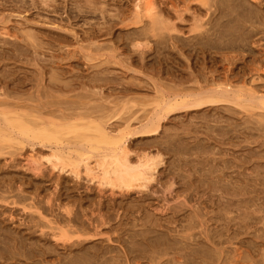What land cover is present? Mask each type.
I'll use <instances>...</instances> for the list:
<instances>
[{
	"label": "rangeland",
	"instance_id": "rangeland-1",
	"mask_svg": "<svg viewBox=\"0 0 264 264\" xmlns=\"http://www.w3.org/2000/svg\"><path fill=\"white\" fill-rule=\"evenodd\" d=\"M136 1L137 0H0V30L2 31V28H8L6 30L12 31L11 33L14 35V36L12 35V37L6 36L5 38L4 35L1 36L0 34V52H1L0 53V100L3 96L2 99H4L3 101H5L6 99V102L7 100L8 102H11V101L18 102V103L21 101L22 103L25 102L23 104L20 103V106L16 109H19V110H22L24 112H28L34 115L35 114L41 115L45 119H54L60 122L69 121L71 120L72 116L81 117L86 120L87 119H95V120L101 119L102 120L103 119L102 117L107 114L106 118L111 117L109 122L111 121L110 124L112 125V127H115L117 131L118 129H123L127 125V123L132 125V128L138 127V125H140L139 123H141L140 121L144 120V115L146 118L152 114V111L154 113V110L157 108V103H160L161 101L167 99L166 97L178 96L180 98V97L187 96V95L190 96V95L199 93L200 91L208 90L210 87H215L217 83L218 84L222 82L225 83L227 77L229 78V81L231 82L233 90H236L238 93H240V96H242V98L243 96H245V93H247L246 90L248 91V89L253 90V92H255L256 94L264 93V0H262L263 1L262 6L259 1H258V4L256 3L257 0L255 2L257 5L260 4L259 8L261 7L263 8V11H262L263 13L260 14V17L258 15L257 16L258 18L255 16L251 20L250 18H248V16H246L249 20L248 19H244V20L242 19L243 21L233 20L232 21L233 23L231 24L229 23V21L231 20L230 19L231 16H226L224 17L225 19L224 25H226L225 27L224 25H220V23L222 24L224 20L219 14L220 10L222 9L224 10V5L222 4L223 3L222 0L220 1L221 4L219 0H215V1L205 0L206 2H203L204 0H152L153 4L156 7V8L154 7V10H156L155 16L157 17V19L155 18L154 19L155 21L158 20V23H156L157 22L156 21L155 22L156 24L154 26H153L154 20L152 19L151 21V19L149 20V18L148 19L143 18V21L141 22V24L139 23V24L134 25L132 23V20L134 18V13H135L134 5ZM244 1H245L244 3L243 1H240V2L242 4L246 3L245 5H243V7L244 6L247 7L248 11L251 10L252 4H254V6L256 5L254 3L255 0L247 1L249 3L251 2L252 4L251 3L247 4L246 0ZM216 2L219 4L218 5L219 7L215 4ZM257 5L256 7H258ZM248 7L250 8L248 9ZM242 9L244 10L245 8H242ZM219 16L221 17V19L219 18ZM107 18L111 19V22L109 24L106 23L107 21H109V19ZM112 18H115V19H112ZM104 19H106L107 21H105ZM226 19H230V20L227 21ZM115 20H118V21L116 22ZM226 21L228 22L229 26H227L228 24L226 23ZM104 22L106 25L104 24V27H103L102 25ZM209 22L212 24H209ZM218 22L220 23L217 24ZM127 23H129L131 26ZM142 23L145 25L143 26ZM239 23L241 24L239 25ZM210 25H212V27ZM218 25H220V27H218ZM142 27L143 28L145 27L144 30ZM214 27L215 29L220 28L219 31L215 30ZM223 27L226 29V32L224 31L225 33L222 31L224 29ZM236 28H237V32H236ZM245 28L247 29L246 33L244 32ZM101 29L103 31H101ZM198 34H200L201 36H199ZM223 34L224 35L226 34V36L223 37ZM228 34H230L231 36ZM237 34L238 36L241 34L239 36L240 38L237 37L239 39L236 38ZM206 36L208 38H206ZM241 37H244L245 39L243 40V38ZM4 38L6 39V41H4ZM231 40L234 42H232ZM136 43H139V44H136ZM146 43L148 46L146 45ZM137 45H139V47ZM6 50L9 52H6ZM145 50H149V51H146V53H144ZM228 57H230V59H228ZM253 59L254 60L256 59L255 62ZM4 75L6 77H4ZM56 85H57V88H56ZM4 89L5 91H3ZM3 92H7V93L9 92V94L3 93ZM6 94L8 96H6ZM16 95H18L17 96L18 98L20 95L21 98L18 99ZM38 99H39V102H37ZM45 102L48 104H46ZM50 102H54V103H50ZM243 103L245 104L244 100H242V104ZM24 104L25 105L27 104L28 107L27 105L24 106ZM249 104H252V101H249ZM31 105L35 108L31 107ZM45 105L48 106L49 108L45 107ZM5 107L7 106H4V104L0 105V110L5 109ZM204 110L203 109L192 110L189 113H185V111L175 112L169 115L163 121L164 129L162 128L161 129L162 131L159 133L161 136L159 134L155 135L157 137L159 136L158 138H161L159 139V144L157 141L158 140L157 137H156L157 138L156 140L154 136L143 138L142 135L137 134V135H134L130 139L129 141L130 146L132 149L135 148L136 151H142L144 149V150H151V151L153 150V152L156 153L159 150L160 153L165 155L163 156H164V159H166L164 160L166 161L165 162L166 164L164 163L165 165L162 166L161 168L162 170H160L162 171L161 174H163L162 175L163 177L159 175L161 177H159L158 179L160 178L163 179L165 176H166L165 180L169 179L168 177L171 175L169 174L168 169H171V171H173L172 169L176 166L178 168L177 169L175 167L176 171L174 170L175 173H177L176 176L179 175L178 177L182 178V179L178 178L177 180L179 182L183 181V185H184V183L186 182V178H189V180L187 179V182H186L187 184L185 183L186 185H188L192 181L190 180L189 176L192 177V176L199 174L197 177L200 178L201 171H202V175H201L200 180L202 178L204 179L205 176H207V178L205 177L206 180L208 179L214 180V178H218L216 176H222V177L226 176L227 177V175H229L228 173H230L229 168L232 165H235L236 168L233 166L231 167V170L232 169L236 170L234 171L235 173L237 172L239 173V171L241 170L240 171L241 174L237 173V175H235V173L232 172L234 173L235 176L231 173L228 176L231 180H229L228 178L226 179V177L225 178L223 177V179H226L228 182H230L228 184L231 186V188H232L233 183L237 180V177L240 179V176L238 175L242 176L241 179H243L244 176L246 179L247 177L252 179L250 180L248 178L247 181H245V178H244V180H242L243 183L239 180L236 181V183L241 182L242 184V190L244 189L245 191V192L243 191L242 194L245 195L246 191H248L247 187L252 189V191L251 189H249V192L251 191L250 193L247 192L245 196L241 194L237 196V198L239 199L241 198L240 200H242V203L244 202L241 205L244 207V209L245 208L249 209V210L245 209L248 213H250L252 210L251 212L252 216H254L255 218L251 217V219L253 220L252 221L249 217H247V216H250V214H248L246 211H245L246 213L242 211L243 207L239 209L240 211L236 210V213L240 212V214H236L235 211L233 212V214L236 215L235 218L236 217H237L236 219L239 218L238 219L239 221L242 220L243 222L244 219L246 218V221H244L243 223L240 221L241 222L240 225L242 224L241 225L242 228L248 227L246 228L247 231L245 228L244 230L240 228L241 230L239 229L238 230L239 232L235 233L237 236H234V232H233L234 231L233 229H235L234 227H236L237 229V227L240 226L238 221H236L237 223L234 222L235 219L233 218L231 221L233 223L230 224V229H228V226L226 225L225 220H223V223L221 220L219 223L225 226L226 229L223 226H221V224H220L221 228L220 226H217V225L216 226L218 230H221L224 228L222 231L224 233H222L221 235L223 237H220L219 235L220 240L223 238L221 240V242L222 241L223 242L221 243L219 241V237L217 236L214 239V242L212 243L211 240H208L205 238L204 234L201 232L202 231L201 227L195 228L193 232L197 236V239L200 240L199 238L201 237V243L207 244L208 247L211 245L210 248H214L213 251L209 248V251L211 250L212 252V253L210 252L212 255L211 258L209 259L207 258V260L204 262H201L202 259L197 258V261L195 262L196 264L198 262L199 264L200 263L201 264L202 263L203 264H206V263L207 264H219V262L220 264H229L230 262L231 264H234V263L239 264L238 261L240 260L242 261V259L244 258L243 260L245 261V264L250 263L251 261H252L251 262L252 264L256 260L258 262V263L255 262L256 264H264V254H263L264 253V244H263V241H264V225H263L264 221L263 219L264 217H262L264 216V109H261L255 106L254 107L248 106V108H243L231 102H222L221 104H219L218 108H211V109H204ZM45 111H48L49 114L46 113ZM120 111H123V112L121 113ZM178 113L180 114V116ZM220 127L223 129L225 128L223 130L224 133L220 129ZM164 132L169 135L162 136L165 134ZM182 132L185 134H183ZM186 132H190V133L186 134ZM174 133H176V136ZM178 134L179 135L182 134V135L178 137ZM172 136H175L177 138L174 137L175 139H173ZM182 136L184 138H182ZM189 137H192V138H189ZM150 138L151 139L153 138L152 139L153 142H156V141L157 142L153 144ZM170 138H172L173 143L175 141H178V142H175L176 144L174 143L175 145L173 146ZM179 138H182L183 142ZM147 139H149V142H145V141H148ZM165 139L166 140L170 139V141H165ZM161 140H164L163 144H165L166 146L171 143L170 147L169 145L167 146V148L165 145H164L165 148L160 147L161 145L163 146V144L160 143L162 142ZM186 140H187V143H186ZM191 140L194 142H192ZM200 140H204V143L203 141L199 142ZM209 140H210L211 145L208 142ZM184 141L186 144L184 143ZM188 141H190L192 148L188 146L189 145ZM195 142H198V143H195ZM37 143L39 142H35L33 145H30V143H28L25 146V145H18V144L12 145L6 141V142L1 143L2 146L0 145V147L3 150V151L2 150L0 151V212H1L0 214L2 215V216L0 215V221H3V224L6 226H10L11 228L21 230L27 236L30 231L35 232L36 235L32 234V236L30 237L31 238L30 240L38 241L39 244L47 243L45 244L47 246L49 243L53 242L52 244H54L55 247L60 246L59 247L60 249L56 248L57 251L59 250L60 253L62 252L63 254H65V252L63 251L67 252V250H65V247H63L64 249L62 250V246H64L65 244L69 245L71 244L70 241L73 242L74 240H70L68 241V243H65L63 245L62 240L59 241V240H56L55 238L52 239L53 237L52 232L53 231H56L57 233L59 232L58 224L60 223H61L60 226L62 227L63 225V228L65 229H69V227L71 228L73 227L74 229H79L78 226H80L82 223L79 225L76 222L72 223V224H75L76 226L72 225L69 222L67 223L68 218L66 217V214L63 212L64 209L62 210V208L68 207L69 209H73L74 211H77L78 214L82 215L80 216L79 220H82V222L85 221L84 223H87V225L90 222V220L87 218L89 211L95 210L97 214L93 211L91 212L95 213L96 216L98 215L96 217V219L98 220L100 218L99 214L101 215L102 212L103 213L106 212L105 214L112 215L111 220H113L114 222L111 221L110 224L109 223L105 224V225H108V226L104 225L105 228L108 227L106 229L101 225L102 226L100 227L101 231L102 233H105V234L101 233V235H99L100 239H99V236L92 237V238L88 237V240L89 239L96 240L95 241L97 242L96 244H93L90 240L89 241L87 240L88 242H86V244L88 245L90 242L88 246L92 245L91 247H95V248L97 245H98L97 248H99V247H102V245H106V244L107 245L116 244L114 246L115 249L113 250L114 253L112 252V254L115 255L116 253L115 251L117 250L119 252H122V250L123 252H125L124 245L122 244L123 245L122 247L121 243L117 241L116 239H114L116 236L115 235L116 232H114L115 230L110 228L109 225H112L113 223V225L115 226L116 223L118 222L117 220L119 219L120 220L122 219L124 223L129 218L131 219L128 220V225H130L131 223L133 224L134 222L132 220V217H134L133 215L135 214V216H139L140 213L135 212L133 215H131L132 217L131 216L127 217L123 213L124 212L123 209L121 210V207H119V205L116 204L117 202H119L120 195L118 194L119 195L118 196L116 194V197L114 196L116 199L118 197L117 199L118 201L111 199L110 197L111 193H109L110 190L108 188H105V189L103 188L105 190V194H104L103 193L104 190L101 191L99 188L96 189V187H98L97 184L95 183L92 184V182H89L87 180V177L84 174H82V177H80L82 178L80 179L81 180L80 181L79 178H76L74 175L70 174L69 172L67 173L66 171L65 172L59 171L58 169L53 170L49 166L50 164H48L44 158V156H46L47 153L48 154L50 153L51 149L49 148L48 145L44 146L41 143L39 144ZM144 143L145 144L147 143V146L148 145L150 146V143H151V146L155 145L154 146L155 148H153V146L152 147L150 146L149 148V146L147 147L146 145H143ZM179 143H182L183 147L185 148L187 147L186 150L184 148L185 152L183 150V147L181 148L182 145L180 144L179 146ZM194 143L195 145H193ZM196 144L197 145L200 144L198 145V147L200 148H198ZM204 144L205 145L207 144L206 145L207 147ZM140 145H143L144 147ZM157 145H159V148H162V149H159V148L156 149V147H158ZM193 146L194 147L196 146L198 149L195 148V151H194ZM203 146H204V149L206 148L205 149L206 151L202 149ZM213 146L214 148H211ZM171 147H173L172 150H171ZM175 148H178L179 149L178 153H181V154L176 153L177 149L175 151L174 150ZM188 148H190V150ZM208 148H211L209 150H211L212 153H209L210 151L208 150ZM200 149L202 151V155L200 153ZM223 149L225 150V152L227 150V153L224 152L225 154H223V151H224ZM168 150H171V151L168 152ZM192 150L195 153H192L193 152ZM196 151L197 152L199 151L198 153L202 157L200 158V160L203 161L202 163L196 162L200 157ZM170 152L173 155L172 154L169 155ZM189 152L191 153L189 154ZM229 152L231 154H229ZM43 154H46V155H43ZM186 154L190 155L191 157L187 156ZM196 154L197 156H195ZM212 154H216V155H212ZM179 155L181 156L184 155V156L189 157L188 158L189 161L193 158L194 160L192 159L190 162L191 164H194V166L197 165L196 166L197 168L199 166V168L196 169L198 170V173L195 170L196 167H194L193 165H189L190 163L186 159L187 157H183L180 160V158H178ZM203 155H205L207 158L211 156L209 157L210 160L208 159L209 160L208 161L207 158H205V156ZM212 156L213 157L217 156L218 158L215 157L216 158L215 159V158H212ZM233 156L237 158V161L233 159L234 158ZM171 157L172 158L174 157L173 159L175 161L177 160L179 162L181 161V163L177 161L178 162L177 164L176 162L175 164H173L174 161ZM225 157L227 158L225 159ZM184 158L185 160H183ZM31 159L32 160L34 159V160L32 161ZM214 159H215V162H214ZM227 159H230V160L232 159V160L228 162ZM216 160L217 161L219 160L220 164H218L219 161L217 162ZM221 160L222 162L223 161L224 162L222 163ZM238 160H239V163L242 164L241 166L239 165ZM183 161L184 162L187 161V162L183 163ZM225 162L229 163L230 165L228 166L227 163L226 165H224ZM203 163L207 165L212 164L213 166L210 165L207 167V165H205L206 167H204ZM216 163L218 164V167H220L222 164L221 166V168L223 167L222 170H220L221 168L217 169ZM183 164H187V165H183ZM200 165L201 166L203 165L202 166L203 168ZM181 166L182 167L188 166V168L189 167L190 168L188 169L186 167L185 170L187 169V171H185L184 167L182 168ZM211 166L213 169L215 168L214 170L217 169V171H220L221 175L218 174V172H215L214 170L212 171ZM165 167L167 169H165ZM209 167L211 168V170L209 169ZM224 167L227 169L224 170L225 169ZM179 169L180 171H177ZM192 169L194 170L192 171ZM203 169L205 170V172ZM223 170L225 171V173ZM209 171L210 172L212 171V172L208 173ZM180 172H182L183 174H181ZM181 175H184V177H182ZM212 175H214V177H212ZM195 177H192V178L194 179ZM253 177L255 181H253ZM183 178H185L184 179L185 181L183 180ZM75 180H78V181H75ZM165 180H162L161 182L164 183L166 182ZM197 180L195 179V182L193 180V183H192L193 186H194V183L198 182ZM226 180H223L221 182H223L224 184L225 182H227ZM233 180L235 181L232 182ZM244 181L247 182L246 185L244 184L245 183ZM161 182L158 181L157 184L159 183L161 185ZM231 182H232V185H231ZM198 183L195 184V187L197 188L195 189L194 187L195 192L193 191V189H190L188 191V192H191V194L195 195L192 197V200L190 198L189 200L190 202L188 201V199H185V198H184L185 200L180 199V198L177 200L175 199V197H173L174 199L173 200L172 196H170L169 192H167L168 189L166 188L167 187L166 184L164 185L162 184L161 185L162 188L164 187L167 190L166 191L163 188L165 190V193H167L166 196L168 195L170 197V198H165L166 196H165L164 190L158 187L159 184L156 185L155 183V185L158 187L157 189L158 190L160 189L159 191H157L158 194L159 193L161 194L158 195L157 193H153V196L156 194L158 196L157 198L155 196L153 198L155 201L156 200L158 201L157 202L158 204H156V202L153 200L154 202L152 201L153 205L151 207L152 210L150 208L149 210L152 213L155 207L158 206L156 207V209L159 208L157 209L158 214H159V212L163 208L170 207V205L171 207H173L172 205L175 206L176 204L183 205L185 201V203L188 206L192 204L191 208L190 207L188 208L187 206L188 212H189V209L191 212L193 210L192 209L193 206L195 207L199 205V203L197 202L199 198H196V199L194 198V197H199V196L201 199V200L199 199V202L201 205L203 204L204 206L205 204L203 202H205V200L204 198H201V196L202 197L205 196V199L207 197V200H208L210 197V196L208 197V195L212 194L213 192L215 193V191L210 190V186H208L206 182H204V184H201V186H199L200 183L199 184ZM79 184H81V186ZM252 184L255 186H253ZM203 185L208 186L206 190H204L205 186L203 187ZM243 185L245 186L250 185L251 187L249 186L244 187ZM86 186L88 188L89 186L91 187L93 186L95 188L92 187V189L89 188L90 189L89 190L87 189ZM193 186L191 188H193ZM198 186L201 188H198ZM231 188L229 189L230 191H231ZM95 189L97 190V192ZM98 189L100 193L98 192ZM200 189H202V191ZM196 190L197 192L201 191L202 193L201 192L200 193L202 195L200 193L197 195ZM206 191L207 193L203 194ZM220 191L222 192L224 190H219V192L218 191L217 192L220 194L221 193ZM60 192L61 193L63 192V193L61 194ZM64 192H67L65 193L66 195L64 194ZM85 192L88 194H86ZM217 192L215 193V196H213L214 199L215 197L216 199L220 198L218 197L219 194H217ZM83 194H85L87 198L85 197V195L82 197L81 195ZM161 195L163 198L161 197L159 199ZM222 195L225 196L226 195L225 192L220 194V196ZM22 196L26 197V199L23 198ZM60 196H61V199H60ZM105 196L107 197L105 198ZM134 196H136V194L135 195L133 194L132 198ZM227 196L229 199L234 198L233 202L237 201L236 195L234 196L227 195ZM227 196L225 197V199H227ZM17 197H20V200L18 198L17 200L18 203L16 204L13 201L17 199ZM88 197H90V199H88ZM99 197L101 200L99 199ZM132 198L128 199V201H130ZM242 198H244V200L248 199V201L252 200L250 202H252L253 205L252 203H249L247 201L249 203L248 204L249 206H248L247 202L244 201ZM108 199L109 201H107ZM121 199H122V196H121ZM193 199L194 201L195 200L197 201L194 203ZM39 200L42 202H39ZM86 200H89V201H86ZM98 200L100 201L98 202ZM163 200L165 201L167 200V201L164 202ZM179 200L180 202L177 203ZM101 201L104 203L110 202L107 204L105 203V205H107V208H109V210L106 209L107 211H105L106 206H104V203L102 205ZM111 202H113L112 206H110ZM167 202L170 205H168ZM23 203H25L27 207H29L30 205H33L34 210H31V212L32 211L34 212L36 210L35 211L36 214L34 215V213H31L29 211L30 209H33V208H25ZM53 203H54V206L51 205ZM36 204H38L39 206ZM47 204H49V206ZM94 204L96 206L98 205L99 207L98 210ZM166 204L168 206L165 207ZM186 204L184 205L186 206ZM208 204L210 205L207 208L208 209L211 208L210 210L211 211L213 210V213L215 212L214 214H216V211H218L219 209L216 206L211 205V203H208ZM246 205L248 207H246ZM40 206L42 207V209ZM51 206H53V208ZM116 206L118 207L116 208ZM213 206L214 208L215 207L216 208L214 209ZM45 207L47 209H45ZM78 207H79L80 213L78 211ZM7 208L11 212L8 211ZM12 208H14L15 210ZM85 208L88 210H86ZM111 209H114V211H112L113 214L112 212L110 213L108 212V211H111ZM156 209L153 211V213L156 212L157 214ZM187 209L185 210V212L187 211ZM260 209H263V210H260ZM6 210L9 212V214ZM12 210L15 211L13 212L14 216L12 214H11L12 216L10 215V213H12ZM49 210L51 211L53 210V211L51 212ZM57 210L58 211L62 210L61 212L63 213L61 214L59 213L60 214L59 215L57 213ZM81 210H83V212ZM3 211L4 213H2ZM40 211L43 214L38 215L40 214ZM241 211L244 212V216L246 214L247 215L244 217L242 214L243 217L241 218L240 216L242 213ZM54 212H56L57 214L56 213L54 214ZM119 212L123 214L120 213L119 215ZM146 212L149 213V211H146ZM5 213H7V215ZM136 213H138L139 215H137ZM3 214H5L6 216H4ZM53 214L57 218H59V216L60 217L62 216L61 219H64V221H61V219L59 218L60 222H58L59 220L55 218ZM62 214H65L64 215L65 218H63ZM84 214H87V215H84ZM95 214L93 215V218H95ZM90 215L91 213L89 212V216ZM9 216H10V220H9ZM256 216H260L263 222L261 221L260 217H257L258 218L257 219ZM11 217H14L12 218L14 220H11ZM84 217H86L87 219ZM54 218L56 220H54ZM34 220L36 222L40 221L39 225ZM255 220L257 221L255 222ZM25 221L27 223H30V225L26 226L27 223H25ZM32 221L34 222L32 223ZM248 221L252 224H250ZM43 222L45 224V228H44ZM142 222L143 221H141L140 223ZM246 222L249 224L246 225L247 224ZM19 223H24L23 225H25L26 227H29V226H32V227L29 230L28 228H25V226ZM40 223H42V225H40ZM66 223L69 226H67ZM51 224L52 226L54 225L53 226L54 228L51 226ZM257 224L259 225L256 226ZM47 225L48 227L52 229L48 228ZM41 226L46 231L48 230L47 232H45L47 233L46 235L48 237L46 235H43L42 231H41L42 234H40V229L42 228ZM212 226L214 227H210V229L214 232L216 229V226L215 225H212ZM136 227H140V225H136L134 229H136ZM255 227L256 229L254 230ZM34 228L36 230L39 229V231L34 230ZM248 230L250 231L249 234H248ZM243 232L247 234H244ZM110 233H113V234L115 233L114 234L115 236L112 239V241L108 240L107 238L108 236H110ZM227 233L228 235L226 236ZM171 234H174V235L177 234L179 236L178 232L177 233L171 232ZM229 234H232L233 236ZM239 234H242V236H240ZM244 235L246 237H243ZM254 235H255V238L253 237ZM34 236H37L39 240L36 239L37 237H34ZM43 236L44 238L46 237L47 239H44ZM224 236L226 237V239L224 238ZM233 237H236L237 239L236 238L233 239ZM41 238L44 240L42 241ZM229 238L232 241L229 240ZM251 238H254V239L260 238L257 240L258 241L260 240V243L261 242L262 243L261 244L256 243L258 242L257 240H255V242L253 243L254 240L252 239V241H250ZM242 239L243 241H245L244 244H242L243 243ZM5 240H6L5 242H8L7 240H9V242L6 244H4L5 242L4 243L1 242L0 244L2 247V254L0 251V262H1L0 264L2 263L4 264V262L7 263L8 260L9 262L7 264H9L10 261H12V259H10L11 257L10 254H12L13 252L18 253L20 250V249L18 250L19 246L18 247L16 246V242H15L16 239L6 238ZM216 240L219 242L216 243L217 242ZM225 240H229L227 242L228 244L224 242ZM246 241L248 243L250 241L253 244L252 243L248 244ZM10 242L12 243L10 245L14 247V249L13 247H11L13 252H9L8 249L9 250L11 249L10 247H8V249L5 251V253L7 254L5 256V253L3 251L5 249H3V247L6 245L9 246ZM98 243L100 244V246ZM220 243L222 246H220ZM239 243H241L242 245ZM236 244L238 247L241 246L240 253H243V251L241 252L242 247L244 250L246 249H249V250L244 251L245 255H242V257L244 256L242 259H240L241 257H239V260L238 258L235 259L238 261L231 259L232 261L229 260L230 261L229 262L228 259L233 255L231 254V252H233L232 249L234 247H237ZM258 246L262 250L259 249ZM1 247H0V250H1ZM91 247H89L90 250H91ZM120 247L122 250L120 249ZM223 247L225 249H223ZM254 248H257V250ZM225 250L226 251L228 250V251L225 252ZM250 250L252 253L249 252ZM217 252H219L220 254H218ZM228 252L230 254V257L228 255ZM214 253H215L214 256H216L217 254L216 256L217 258L216 257L213 258V259L216 258L215 262L214 260H212ZM224 253H227L228 257H226V254ZM233 253L234 255L237 254L235 253V251ZM246 253L249 255L247 256ZM120 255H124V253ZM218 255H219V258H218ZM1 256L3 258H1ZM245 256L247 257L246 260H245L246 258ZM4 257H6V259ZM53 257L49 256L47 260L49 259L48 261L50 260L52 261ZM168 257L171 258L172 254H170V256L169 255L166 256L165 258L167 259ZM248 257L251 259L248 260ZM19 258H21L20 260L21 263H23V261L30 263V261L33 260V258H29L27 260L26 258H23V257H19ZM4 259L7 261H4ZM198 259H200L201 261H199ZM14 260L17 262H15ZM18 262L19 260H16L15 258H13V262L11 263L19 264L20 262L19 263ZM144 264H147V263H144Z\"/></svg>",
	"mask_w": 264,
	"mask_h": 264
},
{
	"label": "bare ground",
	"instance_id": "bare-ground-1",
	"mask_svg": "<svg viewBox=\"0 0 264 264\" xmlns=\"http://www.w3.org/2000/svg\"><path fill=\"white\" fill-rule=\"evenodd\" d=\"M215 1V0H214ZM221 0H219V2H220ZM223 1V5H224V10L222 9V10H220L219 12V14L221 15V17L224 19V17H226V16H231V20L230 19H226L227 21H229V23H233L232 21L233 20H235V21H241L242 19L244 20V19H248V18H250L251 20H252V18L253 17H257L258 15H259V17H260V14H262L263 12V8L261 7L262 6V4H263V1L262 0H257V2H256V0L254 1V3L256 2L257 4H258V1L260 2V4H261V8H259V5H257L256 3V5L258 6V7H256V5L254 6V4H252L251 2V4H252V7H251V10H247V7H243V5H245V4H242L240 1H243V3L245 2L244 0H222ZM248 0H246V2H247ZM203 2H206L205 0L203 1ZM262 2V3H261ZM249 2H247V4H248ZM249 3V4H250ZM35 4V3H34ZM217 6L219 5L217 2L215 3ZM215 4H214V6H215ZM220 4H221V2H220ZM222 6V5H221ZM247 6H249V5H247ZM154 7H155V5L153 4V1L152 0H137L136 2H135V5H134V18H133V20H132V23L134 24V25H136V24H141V22L143 21V18H149V20L151 19V21H152V19L154 20V23L153 22H151V23H153V26L156 24V23H158V20H156L155 21V19H157V17L155 16V13H156V10H154ZM219 7V6H218ZM223 7V6H222ZM156 8V7H155ZM242 8H245L244 10L242 9ZM250 7H248V9H249ZM216 9H217V7H216ZM215 9V10H216ZM242 10V11H241ZM155 11V12H154ZM213 12H215V11H213ZM212 12V13H213ZM123 14V13H122ZM244 14V15H243ZM120 16V15H119ZM218 16V15H217ZM246 16H248V18L246 17ZM121 17V16H120ZM119 17V18H120ZM221 17L219 16V18L221 19ZM119 18H117V19H119ZM155 18V19H154ZM219 18H218V20H219ZM258 18V17H257ZM107 19H109V21H107L106 19H104L105 21H107L106 23H110L111 22V19L110 18H107ZM112 19H115V18H112ZM242 20V21H243ZM249 20V19H248ZM247 20V21H248ZM250 20V21H251ZM116 22L118 21V20H115ZM226 21V23L228 24V22ZM249 21V22H250ZM144 22H145V20H144ZM150 22V21H149ZM156 22V23H155ZM222 22V21H221ZM224 22H225V19L223 20V23L221 24L220 22H218L217 24H219L220 23V25H224ZM115 23V22H114ZM114 23H113V25H114ZM131 23V24H132ZM148 23V22H147ZM242 23H244V22H242ZM247 23V22H246ZM104 24H105V22L103 23V27H104ZM107 24V25H108ZM112 24V23H111ZM127 24H129V23H127ZM132 24V25H133ZM143 24V23H142ZM145 24H146V22H145ZM145 24H143V26L145 25ZM209 24H212V23H210L209 22ZM215 24V23H214ZM241 23H239V25H240ZM106 25V24H105ZM130 25V24H129ZM148 25V24H147ZM147 25H146V27H147ZM152 25V24H151ZM220 25H218V27H220ZM111 26V25H110ZM131 26V25H130ZM211 27H212V25H210ZM215 26V25H214ZM217 26V25H216ZM226 25H224V27H225ZM227 26H229V24L227 25ZM222 27V26H221ZM223 27V28H224ZM91 28V27H90ZM89 28V29H90ZM143 28V27H142ZM141 28V29H142ZM145 28V27H144ZM144 28H143V30H144ZM227 28V27H226ZM3 29H4V31H3ZM6 29H8V28H2V31L0 30V34H1V36L2 35H4L5 36V38H6V36L8 37V36H11L12 37V31H7ZM103 29V28H102ZM101 29V31H103ZM104 29H106V28H104ZM108 29V28H107ZM147 29V28H146ZM214 29H215V27H214ZM219 29L220 28H216L215 30H218L219 31ZM234 29V28H233ZM97 30V29H96ZM100 30V29H99ZM222 30V29H221ZM246 28H245V33H246ZM142 31V30H141ZM223 32L225 31L226 32V29L224 28L223 30H222ZM233 31V30H232ZM243 31V30H242ZM89 32V31H88ZM91 32H92V30H91ZM143 32V31H142ZM222 32V33H223ZM224 32V33H225ZM228 32V31H227ZM236 32H237V28H236ZM244 32H242V33H244ZM90 33V32H89ZM97 33V32H96ZM221 33V34H222ZM232 33V32H231ZM230 33V34H231ZM235 33V32H234ZM241 33V34H242ZM93 34H95V33H93ZM143 34V33H142ZM212 34V33H211ZM211 34H209V35H211ZM230 34H228V35H230ZM240 34V35H241ZM199 36H201L200 34H198ZM213 35V34H212ZM215 35V34H214ZM239 35V36H240ZM3 36V37H4ZM14 36V35H13ZM98 36V35H97ZM195 36V35H194ZM218 36V35H217ZM220 36V35H219ZM224 36H226V34L224 35L223 34V37ZM231 36V35H230ZM232 36H233V34H232ZM238 36V34H237V36H236V38L237 37H239ZM93 37V36H92ZM4 38V41H6V39ZM193 38V37H192ZM195 38V37H194ZM206 38H208L207 36H206ZM217 38V37H216ZM219 38V37H218ZM240 38V37H239ZM239 38H237V39H239ZM241 38H243V40L245 39L244 37H241ZM197 39V38H196ZM221 39V38H220ZM235 39V38H234ZM222 40H223V38H222ZM242 40V39H241ZM242 40V41H243ZM229 41H230V39H229ZM232 41V40H231ZM232 42H234V41H232ZM206 43H207V41H206ZM136 44H139V43H136ZM135 44V45H136ZM146 45H147V43H146ZM138 47H139V45H137ZM143 46V45H142ZM148 46V45H147ZM136 47V46H135ZM141 47V46H140ZM145 47V46H144ZM143 47V48H144ZM147 48V47H146ZM15 49H16V47H15ZM146 51H149V50H145V52L144 53H146ZM6 52H9V51H7L6 50ZM1 53V52H0ZM5 54V53H4ZM234 58V57H233ZM228 59H230V57H228ZM254 60V59H253ZM256 60V59H255ZM255 60H254V62H255ZM258 60V59H257ZM232 63V62H231ZM230 63V64H231ZM253 66V65H252ZM255 67V66H254ZM253 67V68H254ZM256 68V67H255ZM232 69V68H231ZM234 70V69H233ZM257 70V69H256ZM228 71H230V70H228ZM2 75V74H1ZM3 76V75H2ZM228 76V75H227ZM4 77H6L5 75H4ZM226 79V78H225ZM215 83V82H214ZM223 83V82H222ZM217 83V85L215 86V87H210L208 90H205V91H200L199 93H196V94H193V95H190V96H183V97H178V96H173V97H166L167 99H165V100H163V101H161L160 103H157V108L154 110V113H153V111H152V114L150 115V116H148V117H146L145 118V115H144V120L143 121H140L141 123H139L140 125H138V127H135V128H132V125H130L129 123H127V125L123 128V129H118L117 131H116V129H115V127H112V125L110 124V122H109V120L111 119V117H109V118H106L107 117V114L106 115H104L102 118V120L101 119H98V120H95V119H83V118H81V117H76V116H72L71 117V120H69V121H65V122H60V121H57V120H54V119H45L43 116H41V115H34V114H31V113H28V112H24V111H22V110H19V109H16V108H18L19 106H20V103H22V101L21 102H8V100H7V102H6V99H5V101H3L4 99H2L3 98V94L1 95L2 96V98H1V102H0V105H2V104H4V106H7V107H5V109H3V110H0V145L2 146V142H8V143H10V144H18V145H25L26 146V144H28V143H30V145H33L35 142H39V143H41L42 145H48L49 146V148L51 149V151H50V153L48 154L47 153V155L46 154H43V155H46V156H44V158H45V160L47 161V163L48 164H50L49 166L54 170V169H58L59 171H66L67 173L69 172L70 174H72V175H74L76 178H79V180L80 179H82V178H80V177H82V174H84L86 177H87V180L89 181V182H92V184L93 183H95V184H97V186L98 187H96V189L97 188H99L101 191H103L105 188H108L109 190H110V192L109 193H111V199H113V200H117L118 199V197H117V199L115 198L116 197V194L118 195H120V197H119V202H115L116 204H118L119 205V207H121V210L123 209V213L127 216V217H130L131 215H133L135 212H139L140 213V215L138 214V213H136L137 215H139V216H135V214L133 215L134 217H132V220L134 221L133 222V224L131 223H129L130 225H128V220L129 219H131V218H129L126 222H124L123 223V220L121 219H119V220H117L118 219V217H117V223H116V225L114 226L113 225V223H112V225H109L110 226V228H112V229H114L115 231L114 232H116V236L113 234V233H110V236H108L107 237V235H106V237L108 238V240H110V241H112V239L114 238V236H115V238L114 239H116L117 241H119L120 243H121V245L123 244L124 245V248H125V252H123V250L121 249V247H120V249L122 250V252H119L118 250L117 251H115L116 253H115V255L114 254H112V252H113V250L115 249V245L116 244H114V245H111L110 243V245H102V247H99V248H97V246H96V248L95 247H91L92 245H90V246H88L89 244H90V242H89V244L87 245L86 244V242H88L89 240H88V237H90V238H92V237H96V236H99V235H101V233H102V231H101V228L100 227H104V225L105 224H110V222L111 221H113V220H111V214H105V213H103L102 211V213H101V215L99 214V216H100V218H99V220L98 219H96V217L98 216H96V214H97V212H95V210L93 211V210H91V211H93V212H95V213H93V212H91V211H89L90 213H91V215L89 216V212H88V215L87 214H84V215H87L86 217L90 220V222H89V224L87 225V223H84V222H82V220H79L80 219V216H82L81 214H78V212L77 211H74L73 209H69L68 207V209L65 207V208H62V210H63V212L66 214V217L68 218V221H67V223L69 222V223H78V225L79 224H81L80 226H78V228L79 229H74L73 227L71 228V227H69V229H65V228H63V225H62V227L60 226V224H58V229H59V232L57 233L56 231H53L52 232V235H53V237H52V239H56V240H62L63 241V245L65 244V243H68V241H70V240H74L73 242L72 241H70V243L71 244H69V245H64V246H62V250L64 249L63 247H65V250H67V252L66 251H63V252H65V254H63L62 252L60 253V251L58 252L57 251V249L60 247H55L54 246V244H52L53 242H51V243H49L48 244V246L47 245H45V244H47V243H40L39 244V242L38 241H34V240H30L31 238V236H32V234L34 235L35 234V232H33V231H30L29 233H28V236L24 233V232H22L21 230H18V229H14V228H11L10 226H6V225H4L3 224V221H0V244H1V242L2 243H4L6 240V238L7 239H16L15 240V242H16V246L18 247L19 246V248H18V250H19V252L18 253H14L13 252V250L11 249V247H13V246H11L10 244H12L11 242L9 243V246H4L3 247V249H5V250H3L4 251V253H5V251L8 249V247H10V249L11 250H9L8 249V251L9 252H13L12 254H10L11 255V257H10V259H12V261H10V263L11 262H13V258H15L16 260H19V262H20V260H21V258H19V257H23V258H26V260L27 259H29V258H33V260L32 261H30V263L29 262H25V261H23V263H19V264H144V263H147V264H196V262L195 261H197V258H200V259H202V261L200 260V259H198L199 261H201V262H204V261H206L207 260V258L209 259V258H211V250L213 251V249L214 248H210L211 247V245L208 247L207 246V244H203V243H201V237L199 238L200 240H198L197 239V236L194 234V232H193V230L195 229V228H197V227H201V232L204 234V236H205V238L206 239H208V240H211L212 241V243L214 242V239L218 236L219 237V235H220V237H223V236H221L222 235V233H224V232H222L223 231V229L225 228V226H223L221 223H219L221 220H222V223H223V220H225V223H226V225L228 226V229H230V224H232L233 222H231L232 221V219L234 218L235 219V221L234 222H236V221H238V223H239V225H240V223L242 222V220H238V219H236L235 218V216L236 215H234L233 214V212L235 211V213H236V210H239L240 208H242L243 206L241 205V204H243L242 203V200H240L239 198H237V196H239V195H241L242 193H243V191H244V189L242 190V184H241V182H242V180H244V178H245V176H244V178L243 179H241V175H238V176H240V179L237 177V180L236 181H241V182H237L236 183V181L235 180H233L232 182H234V183H236V184H234L233 183V185H232V182H231V185H232V188H231V186L228 184V183H230V182H228L226 179L228 178L229 180H231L228 176L232 173V172H234V171H236V170H234V169H232L231 170V167H235V165H232L229 169L231 170H229V172L230 173H228L229 175H227V177H226V179H223V177L222 176H216V177H218V178H214V180L213 179H208V180H206V178H207V176H205L204 177V179L202 178L201 180H200V178H201V175H202V171H201V174H200V178H198L197 176L199 175H195V176H192V177H195L194 179L191 177V176H189L188 174V176L190 177V180H192L188 185H186L187 183V179L189 180V178H186V184L184 183V185H183V181L182 182H179L177 179L178 178H181V177H178V176H176L177 175V173H175V171H176V168L174 167L172 170L173 171H171V169H168L169 171V174L171 175V176H169L168 178L169 179H167V180H165L166 178V176L162 179V178H160V179H158L159 177H161L163 174H161V172L162 171H160V170H162L161 168H162V166H164L166 163V161H164V160H166V159H164V154H162V153H160L159 152V150H158V152H153V150L151 151V150H142V151H136L135 150V148H131V146H130V139L134 136V135H137V134H140V135H142V137L144 138V137H157V136H155V135H157V134H159L162 130V128H163V121L169 116V115H171V114H173V113H175V112H178V111H185V113H189L190 111H192V110H199V109H211V108H218L219 107V104H221L222 102H231V103H233V104H235V105H238V106H240V107H243V108H248V106H250V107H259V108H261V109H264V93H261V94H256L255 92H253V90H251V89H248V91L246 90V92L247 93H245V96H243V98H242V96H240V93H238L236 90H233V87H232V85H231V82L229 81V78L227 77V79H226V82L225 83ZM216 84V83H215ZM56 88H57V85H56ZM7 89V88H6ZM204 90V89H203ZM3 91H5V89L3 90ZM6 91H8V90H6ZM11 91V90H10ZM238 91H240V90H238ZM13 92V91H12ZM11 92V93H12ZM57 92V91H56ZM3 93H7V92H3ZM14 93V92H13ZM7 94H9V92L7 93ZM6 94V96H8ZM15 94H16V92H15ZM11 95V94H10ZM54 95V94H53ZM5 96V95H4ZM18 95H16V97H17ZM12 97V96H11ZM13 97H15V96H13ZM9 98V97H8ZM18 98V97H17ZM19 98H21L20 97V95H19ZM18 98V99H19ZM35 98V97H34ZM38 98V97H37ZM18 99H17V101H18ZM242 100H244L245 101V104L243 103L242 104ZM249 101H252V104H249ZM4 102H6V103H4ZM37 102H39V99H38V101ZM247 102V103H246ZM23 103H25V102H23ZM22 103V104H23ZM46 103V102H45ZM50 103H54V102H50ZM49 103V104H50ZM28 104V103H27ZM26 104V105H27ZM40 104V103H39ZM44 104V103H43ZM46 104H48V103H46ZM253 104H254V106H253ZM25 104H24V106H26ZM51 105H53V104H51ZM50 106V105H49ZM21 107H23V106H21ZM27 107H28V105H27ZM31 107H33L32 105H31ZM45 107H48V106H46L45 105ZM222 107V106H221ZM33 108H35V107H33ZM49 108V107H48ZM223 108V107H222ZM221 108V109H222ZM220 109V108H219ZM53 111V110H52ZM205 111V110H204ZM204 111H202V112H204ZM215 111V110H214ZM46 113H48L49 114V112L48 111H45ZM121 113L123 112V111H120ZM52 113V112H51ZM192 113V112H191ZM179 114V113H178ZM207 114V113H206ZM206 114H205V116H206ZM71 115V114H70ZM63 116V115H62ZM179 116H180V114H179ZM203 116H204V114H203ZM119 117V116H118ZM171 118V117H170ZM206 118V117H205ZM62 119V118H61ZM109 123V124H108ZM109 125V126H108ZM121 126V125H120ZM164 129V128H163ZM220 129L223 131L224 129L223 128H221L220 127ZM212 130V129H211ZM230 130V129H229ZM175 132V131H174ZM165 133V132H164ZM183 133V132H182ZM187 133H190V132H186V134ZM223 133H224V131H223ZM226 133V132H225ZM162 134V133H161ZM173 134V133H172ZM175 134V136H176V133H174ZM183 134H185V133H183ZM160 135V134H159ZM165 135H169V134H167V133H165L164 135H162V136H165ZM182 135V134H181ZM181 135H179L178 134V137L179 136H181ZM206 135H208V134H206ZM161 136V135H160ZM175 136H172L173 137V139H175V138H177V137H175ZM184 136V135H183ZM182 136V138H184ZM210 136V135H209ZM141 137V136H140ZM159 137V136H158ZM157 137V138H158ZM169 137H171V136H169ZM169 137H167V138H169ZM175 137V138H174ZM196 137V136H195ZM157 138H156V140H157ZM163 138V137H162ZM165 138V137H164ZM182 138H179V139H181V141H182ZM189 138H192V137H189ZM197 138H198V136H197ZM196 138V139H197ZM224 138V137H223ZM151 139V138H150ZM153 139V138H152ZM151 139V140H152ZM159 139H161V138H158V144H159ZM171 139V141H172V145L174 146L176 143L175 142H178V141H175L174 143H173V140H172V138H170ZM170 139L169 140H166L165 139V141H170ZM187 139V138H186ZM196 139H195V141H196ZM222 139V138H221ZM148 141H145V142H149V139H147ZM151 140H150V142H151ZM177 140V139H176ZM184 140V139H183ZM188 140H190V139H188ZM199 140V139H198ZM217 140V139H216ZM138 141V140H137ZM155 141V140H154ZM156 141V142H157ZM162 142H160V143H162L163 144V141L164 140H161ZM192 141V140H191ZM201 141H203V143H204V140H200L199 142H201ZM142 142V141H141ZM156 142H153V140H152V143L153 144H155ZM183 142V141H182ZM192 142H194V141H192ZM207 142V141H206ZM209 143H210V140L208 141ZM207 142V143H208ZM39 143H37V144H39ZM139 143V142H138ZM170 143V142H169ZM184 143H185V141H184ZM186 143H187V140H186ZM185 143V144H186ZM188 143H189V145L188 146H190L191 147V144H190V141H188ZM195 143H198V142H195ZM195 143L193 144V145H195ZM40 144V145H41ZM135 144V143H134ZM149 144V143H148ZM171 144V143H170ZM170 144H168L169 145V147H170ZM180 144L182 145V143H179V146H180ZM184 144V145H185ZM201 144V143H200ZM200 144H198V145H200ZM41 145V146H42ZM136 145V144H135ZM143 145H146L147 146V143L145 144H143ZM143 145H140V146H142V147H144ZM164 145L165 144H163V146L161 145L160 147H164ZM167 145V146H168ZM197 145V144H196ZM198 145H197V147H198ZM203 145V144H202ZM205 145V144H204ZM207 145V144H206ZM205 145V146H206ZM210 145H211V143H210ZM145 146V147H146ZM149 146V145H148ZM147 146V147H148ZM150 146H151V143H150ZM150 146H149V148H150ZM153 146V148H155L154 146L155 145H152ZM151 146V147H152ZM158 147H156V149H158L159 148V145H157ZM166 146V145H165ZM167 146H166V148H167ZM187 146V145H186ZM209 146V145H208ZM32 147V146H31ZM132 147H134V146H132ZM146 147V148H147ZM168 147V148H169ZM183 147V145L181 146V148ZM194 147V146H193ZM196 146L194 147V151H195V148H197ZM202 147V146H201ZM207 147V146H206ZM34 148V147H33ZM32 148V149H33ZM139 148V147H138ZM165 148V147H164ZM164 148H163V150H164ZM180 148V149H181ZM184 148L185 147H183V150H184ZM187 148V147H186ZM186 148H185V150H186ZM192 148V147H191ZM198 148H200V147H198ZM197 148V149H198ZM211 148H214V146L213 147H211ZM211 148H208V150L209 149H211ZM35 149V148H34ZM159 149H162V148H159ZM173 149V147H171V150ZM176 149H177V151H176ZM189 150H190V148H188ZM203 150H205L204 149V146H203V148H202ZM2 150V148L0 147V151ZM141 150V149H140ZM163 150H162V152H163ZM171 150H168V152L169 151H171ZM175 151H176V153H178L179 151V149L178 148H175L174 149ZM182 150V151H183ZM185 150H184V152H185ZM188 150V151H189ZM221 150V149H220ZM224 150V149H223ZM3 151V150H2ZM34 151V150H33ZM161 151V150H160ZM166 151V150H165ZM164 151V152H165ZM175 151H174V153H175ZM193 151V150H192ZM192 152V153H195V152ZM206 151V150H205ZM205 151H203V152H205ZM210 151V152H209ZM208 152L209 153H212L211 152V150H209ZM167 152V153H168ZM187 152V151H186ZM197 152V151H196ZM199 152V151H198ZM197 152V154H199ZM214 152V151H213ZM220 152V151H219ZM225 152V150L223 151V154H225V153H227V150H226V152ZM191 152H189V154H190ZM200 153H201V155H202V151H201V149H200ZM215 153V152H214ZM39 154V153H38ZM42 154V153H41ZM172 153L170 152V154L169 155H171ZM178 154H181V153H178ZM188 154V153H187ZM186 154V155H187ZM197 154L195 155V156H197ZM205 154V153H204ZM229 154H231L230 152H229ZM164 155V156H163ZM173 155V154H172ZM192 155V154H191ZM201 155L199 154V161L197 160L196 161V159H197V157H196V159H195V161L196 162H203V161H201L200 160V158H202L201 157ZM212 155H216V154H212ZM227 155V154H226ZM225 155V156H226ZM178 156V155H177ZM181 155H179V157L178 158H180V160L183 158V157H187V156H190V155H187V156H181ZM203 156H205V155H203ZM208 156V155H207ZM176 157V156H175ZM191 157V156H190ZM209 157H211V156H209ZM207 158L206 156H205V158H207V160L209 159L210 160V158ZM216 158H218L217 156H215ZM215 157H213L212 156V158H215ZM234 157V156H233ZM31 158V157H30ZM166 158V157H165ZM172 158V157H171ZM174 158V157H173ZM172 158V159H173ZM188 158L189 157H187L186 159L188 160ZM215 158V159H216ZM227 157H225V159H226ZM171 159V160H172ZM176 159V158H175ZM193 159V158H192ZM191 159V160H192ZM204 159V158H203ZM202 159V160H203ZM215 159H214V162H215ZM233 159H235L236 161H237V158H233ZM30 160V159H29ZM32 160V159H31ZM34 160V159H33ZM32 160V161H33ZM170 160V161H171ZM177 160V159H176ZM183 160H185V158L183 159ZM190 160V161H191ZM194 160V159H193ZM208 160V161H209ZM219 160H220V158H219ZM218 160V161H219ZM224 160V159H223ZM228 160V162L229 161H231L230 159H227ZM242 160V159H241ZM31 161V162H32ZM169 161V162H170ZM173 161H174V163L173 164H175V162H176V164L179 162L178 160V162L177 161H175L174 159H173ZM189 161V160H188ZM189 161V165H193L194 166V164H191V162ZM205 161V160H204ZM211 161H213V160H211ZM217 161V160H216ZM217 161V162H218ZM225 161V160H224ZM223 161V162H224ZM236 161H235V163H236ZM187 162V161H186ZM186 162H184L183 161V163H186ZM221 162H222V160H221ZM222 162V163H223ZM241 162V161H240ZM165 163V164H164ZM179 163H181V161L179 162ZM193 163V162H192ZM206 163V162H205ZM209 163V162H208ZM212 163V162H211ZM226 163L227 162H225V164L224 165H226ZM233 163V162H232ZM234 163V164H235ZM238 163H239V160H238ZM237 163V164H238ZM169 164V163H168ZM172 164V165H173ZM197 164V163H196ZM204 164V163H203ZM213 164V163H212ZM212 164H204V167H206L205 165H207V167L208 166H210V165H212ZM218 164H220V161H219V163ZM218 164L216 163V165H217V169H219V168H221V166H222V164H221V166L220 167H218ZM228 164V166L230 165L229 163H227ZM236 164V165H237ZM183 165H187V164H183ZM214 165V164H213ZM212 165V166H213ZM215 165V166H216ZM223 165V166H224ZM239 165L241 166L242 164H240L239 163ZM167 166H169V165H167ZM166 166V167H167ZM171 166V165H170ZM177 166H179V165H177ZM192 166V167H193ZM197 166V165H196ZM196 166H194V167H196ZM201 166V165H200ZM203 166V165H202ZM201 166V167H202ZM212 166H211V168H212ZM238 166V165H237ZM239 166V167H240ZM165 167V169H167ZM182 167V166H181ZM180 167V168H181ZM184 167V166H183ZM182 167V168H183ZM188 168V166H185L184 167V170H185V168ZM193 167V168H194ZM227 167V166H226ZM170 168V167H169ZM190 168V167H189ZM188 168V169H189ZM198 168H199V166H198ZM197 167L195 168V170L196 169H198ZM203 168V167H202ZM211 168L209 167V169L211 170ZM223 168V167H222ZM222 168L220 169V170H222ZM225 168V167H224ZM236 168V167H235ZM242 168V167H241ZM178 169V168H177ZM205 169V168H204ZM203 169V170H204ZM208 169V168H207ZM208 169V170H209ZM215 169V168H214ZM213 168H212V171L214 170ZM217 169L216 170H214L215 172H218V174H220V171H217ZM227 168H225L224 170H226ZM175 170V171H174ZM194 169H192V171H193ZM201 170V169H200ZM200 170H199V172H200ZM223 170V171H224ZM177 171H180V169L179 170H177ZM185 171H187V169L185 170ZM211 171V172H212ZM238 171V170H237ZM241 171V170H240ZM239 171V173L238 174H241V172ZM165 172V171H164ZM163 172V173H164ZM188 172H190V171H188ZM188 172H186V173H188ZM196 172L198 173V170H196ZM204 172H205V170H204ZM203 172V173H204ZM210 171L208 172V173H211ZM214 172V173H215ZM226 172H228V171H226ZM179 173V172H178ZM181 174H183L182 172H180ZM196 173V174H197ZM224 173H225V171H224ZM235 173V172H234ZM234 173H232L233 175H234ZM237 173H235V175H237ZM166 174V173H165ZM168 174V175H169ZM192 174V173H191ZM195 174V173H194ZM227 174V173H226ZM159 175H161V176H159ZM167 175V176H168ZM203 175H205V174H203ZM221 175V174H220ZM223 175V174H222ZM234 175V176H235ZM182 177H184V175H181ZM185 176H186V174H185ZM209 176V175H208ZM210 176H211V174H210ZM163 177V176H162ZM203 177V176H202ZM212 177H214V175H212ZM212 177H210V178H212ZM224 177V178H225ZM230 177H232V176H230ZM76 178H74V179H76ZM235 178V177H234ZM234 178H232V179H234ZM249 177H247V179H248ZM86 179V178H85ZM182 179V178H181ZM185 178H183V180H184ZM195 179L200 183H198L199 184V186H201V184H204V182H206L207 184H208V186H210V190H214L215 191V193L218 191L219 192V190H224V191H220L221 193H223V192H225V196L224 195H222V196H220V194L217 192V194H219V196L218 197H220L219 199H216V197H215V199L213 198V196H215V193L213 192L212 194H214V195H212V194H210V195H208V197H209V199L207 200V197H206V199H205V196L204 197H202L201 196V198H204V200H205V202H203L205 205L203 206V204L201 205L200 204V202H199V199H200V196L199 197H194L195 199L196 198H199L198 199V201L197 200H195L194 201V199H193V202L195 203L196 201L199 203V205H197V206H193L192 207V211L190 212V209H189V212H190V214H189V212H188V209H187V204L185 203V199H188V201L190 200V198H191V200H192V197L193 196H195L194 194H191V192H188L190 189H193V191L195 192V190H194V187H195V184H197V183H194V186L192 185V183H193V180H194V182H195ZM247 179L245 178V181H247ZM250 179V178H249ZM162 180H165L166 182H161ZM223 180H226L227 182H225L224 184H223V182H221V181H223ZM250 180H252V179H250ZM75 181H78V180H75ZM81 181V180H80ZM161 182V185L163 184H166V188L168 189V191L167 192H169V195L170 196H172V199H173V197H175V199H184L183 201H184V203H183V205H179V204H176L175 206L174 205H172L173 207H171V205L170 204H168V202H167V204L168 205H170V207H167V208H163L160 212H159V214H158V211H157V209H159V208H157L156 209V207H158V206H156L155 207V209H156V211H157V214H156V212L155 213H153V211L155 210H153L152 211V213H151V211L149 210V208L151 209V207H152V201L154 200L153 198H154V196L157 198L158 196H157V194H158V192L157 191H159L161 188H162V186L160 187L158 184H157V182ZM185 181V180H184ZM244 181V182H245ZM253 181H255L254 180V177H253ZM252 181V182H253ZM251 182V183H252ZM81 183V182H80ZM155 183H156V185H158V187L160 188L159 190L157 189L158 187L155 185ZM243 183V182H242ZM246 183L247 182H245L244 184L246 185ZM178 184V185H177ZM249 184V183H248ZM77 185H78V183H77ZM80 186H81V184H79ZM183 185V186H182ZM235 185V186H234ZM245 185H243L244 187H247V186H249V187H251L250 185H247V186H245ZM253 185V184H252ZM88 186V185H87ZM86 186V187H87ZM95 186V185H94ZM155 186V187H154ZM193 186V188H191ZM198 186V188H201V187H199ZM205 185H203V187H204ZM207 185L205 186V189L204 190H206V188L208 187ZM253 186H255V185H253ZM85 187V188H86ZM93 187V186H92ZM92 187L91 186H89V188H91L92 189ZM202 187V188H203ZM243 187V188H244ZM68 188V187H67ZM88 187H87V189H89ZM93 188H95V187H93ZM104 188V189H103ZM155 188V189H154ZM162 188V189H163ZM231 188V191L229 190ZM253 188V187H252ZM95 189V190H96ZM99 189H98V192H99ZM107 189V190H108ZM163 189V190H164ZM195 189H197L196 187H195ZM247 189H248V191H246V193L248 192V193H250L251 191H252V189L251 188H248L247 187ZM249 189H251V191L249 192ZM66 190H68V189H66ZM90 190V189H89ZM165 190H164V193H165ZM201 191H202V189H200ZM246 190V189H245ZM92 191V190H91ZM200 191V192H201ZM96 192H97V190H96ZM107 192V191H106ZM161 192V191H160ZM163 192V191H162ZM196 192H197V190H196ZM200 192H197V195L200 193ZM208 192H209V190H208ZM211 192V191H210ZM245 192V191H244ZM61 193V192H60ZM63 193V192H62ZM61 193V194H62ZM65 193H67V192H64V194ZM86 193V192H85ZM100 193V192H99ZM102 193V192H101ZM104 194H105V190H104V192H103ZM153 193H157L156 195H154L153 196ZM163 193V194H164ZM193 193V192H192ZM202 193V192H201ZM200 193V194H201ZM205 193H207V191L206 192H204L203 194H205ZM246 193H245V195H246ZM60 194V195H61ZM86 194H88V193H86ZM90 194V193H89ZM135 195L136 194V196H134L133 198H132V195ZM138 194V195H137ZM159 194H161V193H159ZM158 194V195H159ZM166 194L167 193H165V196H166ZM216 194V195H217ZM58 195H59V193H58ZM66 195V194H65ZM85 194H83V195H81L82 197L84 196ZM101 195V194H100ZM103 195V194H102ZM118 195V196H119ZM192 195V196H191ZM196 195V196H197ZM202 195V194H201ZM227 195H236V200H234V201H236V202H233V199H229L228 198V196ZM242 195H244V194H242ZM244 195V196H245ZM88 196V195H87ZM98 196H99V194H98ZM104 196V195H103ZM102 196V197H103ZM115 196V197H114ZM121 196H122V199H121ZM164 196V195H163ZM168 196V195H167ZM165 197V198H170L169 196L168 197ZM207 196V195H206ZM227 196V199H225V197ZM23 198H25L26 199V197H24V196H22ZM63 197V196H62ZM85 197H86V195H85ZM84 197V198H85ZM101 197V198H102ZM107 196H105V198H106ZM114 197V198H113ZM162 197V195L159 197V199ZM181 197H183V198H181ZM18 198H19V200H20V197H17V199H15L13 202L14 203H18L17 202V200H18ZM87 198V197H86ZM85 198V199H86ZM130 198H132L130 201H128V199H130ZM155 198V199H156ZM163 198V197H162ZM22 199V198H21ZM60 199H61V196H60ZM88 199H90V197H88ZM99 199H100V197H99ZM103 199V198H102ZM121 199V200H120ZM243 200H244V198H242ZM250 199V198H249ZM49 200V199H48ZM101 200V199H100ZM100 200H98V202L100 201ZM125 200H127V201H125ZM162 200V199H161ZM169 200V199H168ZM174 200V199H173ZM201 200V199H200ZM204 200H202V201H204ZM38 201V200H37ZM80 201V200H79ZM83 201V200H82ZM81 201V202H82ZM86 201H89V200H86ZM107 201H109V199L107 200ZM111 201V200H110ZM118 201V200H117ZM125 201V202H124ZM155 201V200H154ZM153 201V202H154ZM164 202H166L165 200H163ZM170 201V200H169ZM202 201H201V203H202ZM244 201H248V199L247 200H244ZM250 201H252V200H249L248 202L249 203H252V202H250ZM20 202V201H19ZM39 202H42V201H40L39 200ZM38 202V203H39ZM51 202V201H50ZM78 202V201H77ZM76 202V203H77ZM102 202V201H101ZM114 202V201H113ZM113 202H111V204H110V206H112L113 205ZM156 202V204H158L157 202V200L155 201ZM180 202V200L177 202V203H179ZM181 202H182V200H181ZM190 202V201H189ZM192 202V203H193ZM247 202V205L249 204ZM48 203V202H47ZM96 203V202H95ZM103 203L104 202H102L101 204L103 205ZM106 203V202H105ZM105 203H104V206H106L105 207V211H107L106 209H108L109 210V208H107V205H105ZM107 203H110V202H107ZM106 203V204H107ZM114 203V204H115ZM161 203V202H160ZM159 203V204H160ZM163 203V202H162ZM188 203V202H187ZM208 203H211V205H214V206H216L219 210L218 211H216V214H214L213 213V210L211 211L210 209H208L207 207H209V205L210 204H208ZM19 204H21V203H19ZM50 204V203H49ZM49 204H47L48 206H49ZM59 204V203H58ZM78 204V203H77ZM81 204H83V203H81ZM115 204V205H116ZM165 205V207L166 206H168V205ZM182 204V203H181ZM184 204H186V206L184 205ZM23 205H24V207L25 208H33V205H30L29 207H27L26 205H25V203H23ZM36 205H38V204H36ZM51 205H53L54 206V203L53 204H51ZM56 205V204H55ZM75 205V204H74ZM92 205V204H91ZM95 205V204H94ZM100 205V204H99ZM161 205V204H160ZM177 205H179V206H177ZM191 205L192 204H190V206H188V208L190 207L191 208ZM245 205V204H244ZM246 205V207H248ZM251 205V204H250ZM252 205H253V203H252ZM39 206V205H38ZM53 206H51L52 208H53ZM57 206H59V205H57ZM80 206V205H79ZM89 206V205H88ZM96 206V205H95ZM104 206H103V208H104ZM164 206V205H163ZM201 206H203V207H201ZM214 206H213V208H214ZM41 207V206H40ZM40 207H39V209H40ZM73 207V206H72ZM118 206H116V208H117ZM160 207V206H159ZM186 207V208H185ZM215 207V208H216ZM50 208V207H49ZM55 208V207H54ZM76 208V207H75ZM92 208V207H91ZM90 208V209H91ZM96 208H97V210H98V205L96 206ZM113 208V207H112ZM154 208V207H153ZM214 208V209H215ZM250 208V207H249ZM262 208V207H261ZM8 209V208H7ZM12 209H14V208H12ZM41 209H42V207H41ZM45 209H47L46 207H45ZM51 209V208H50ZM56 209V208H55ZM86 209V208H85ZM101 209V208H100ZM99 209V210H100ZM115 209V208H114ZM114 209H111V211H108L109 213L110 212H112V211H114ZM187 209V214H186V212H185V210ZM204 209H206V210H204ZM246 209V208H245ZM244 209V207H243V210L242 211H246V210H249V209H246L245 210ZM15 210V209H14ZM29 210V209H28ZM31 210H34V208L33 209H30L29 211L31 212ZM58 210H59V208H58ZM57 210V213L59 214H61V213H63V212H61V211H58ZM86 210H88V209H86ZM120 210V209H119ZM152 210V209H151ZM260 210H263V209H260ZM259 210V211H260ZM7 211V210H6ZM8 211H10L9 209H8ZM7 211V212H8ZM26 211V210H25ZM36 211V210H35ZM35 211L33 212H31V213H34V215L36 214L35 213ZM42 211V210H41ZM40 211V214H38V215H41V214H43L42 212ZM44 211V210H43ZM49 211H51V210H49ZM53 211V210H52ZM51 211V212H52ZM78 211H79V207H78ZM82 212H83V210H81ZM85 211V210H84ZM144 211V212H143ZM146 211H149V213L148 212H146ZM223 211V212H222ZM240 211V210H239ZM241 211V212H242ZM254 211V210H253ZM11 212V211H10ZM13 212H15V211H13L12 210V213H10V215L12 214H14ZM98 212H100V211H98ZM116 212V211H115ZM170 212V213H169ZM212 212V213H211ZM244 212H242L241 213V218L244 216ZM247 212V211H246ZM245 212V213H246ZM251 212H252V210H251ZM248 213V214H250V216H247V217H249L250 219H251V217L252 218H255L254 216H252V213ZM1 213V212H0ZM2 213H4V211L2 212ZM39 213V212H38ZM56 212H54V214H55ZM56 213V214H57ZM79 213H80V211H79ZM93 213V214H92ZM117 213H118V211H117ZM120 213L121 212H119V215H120ZM123 213H121V214H123ZM6 215H7V213H5ZM5 214H3L4 216H6ZM8 214H9V212H8ZM53 214V215H54ZM59 214V215H60ZM65 214H62L63 215V218H65ZM95 214V218H93V215ZM102 214H104V215H102ZM112 214H113V212H112ZM233 214V215H232ZM236 214H240V212L238 213H236ZM242 214H243V216H242ZM1 215V214H0ZM11 215V216H12ZM32 215V214H31ZM114 215H115V213H114ZM124 215V216H125ZM247 215V214H246ZM245 215V216H246ZM254 215V214H253ZM2 216V215H1ZM14 216V215H13ZM43 216V215H42ZM46 216V215H45ZM122 216V215H121ZM120 216V217H121ZM125 216V217H126ZM158 216V217H157ZM244 216V217H245ZM36 217V216H35ZM38 217V216H37ZM54 217L55 218H57L55 215H54ZM62 217V216H61ZM61 217L59 216V218L61 219ZM86 217H84V218H86ZM90 217V218H89ZM115 217V216H114ZM119 217V218H120ZM126 217V218H127ZM257 217H260V216H256V218ZM262 217H264V216H262ZM8 218V217H7ZM6 218V219H7ZM12 218H14V217H11V220H14V219H12ZM39 218H40V216H39ZM54 218V220H56ZM59 218H57L59 221L58 222H60V219ZM86 218V219H87ZM42 219V218H41ZM114 219V218H113ZM248 219V218H247ZM249 219V220H250ZM258 219V218H257ZM260 219H261V221H262V218L260 217ZM259 219V220H260ZM9 220H10V216H9ZM39 220V219H38ZM66 220V219H65ZM115 220V219H114ZM125 220V219H124ZM252 220V219H251ZM35 221V220H34ZM34 221H32V223L34 222ZM51 221H53V220H51ZM61 221H64V219H61ZM141 221H143L142 223H140ZM244 221H246V218L244 219ZM243 221V222H244ZM253 221V220H252ZM257 220H255V222H256ZM263 221H264V219H263ZM262 221V222H263ZM10 222V221H9ZM36 222V221H35ZM39 222L40 221H37L36 223H38V225H39ZM54 222H56V221H54ZM66 222V221H65ZM87 222V221H86ZM114 222V221H113ZM242 222V223H243ZM249 222V221H248ZM25 223H27L26 221H25ZM67 223H66V225H67ZM216 223V224H215ZM225 223H224V225H225ZM237 223V222H236ZM247 223V222H246ZM250 223V222H249ZM249 223H247L246 225H248ZM19 224H21V225H23L24 223H19ZM47 224H49V223H47ZM64 224V223H63ZM85 224V225H84ZM220 224H221V226H223L224 228L223 229H221V230H218L217 229V226H220ZM250 224H252V223H250ZM28 225H30V223H27V225L26 226H28ZM40 225H42V223H40ZM43 225H44V228H45V224H44V222H43ZM57 225V224H56ZM72 225H75V224H72ZM91 225V226H90ZM102 225V226H101ZM128 225V226H127ZM136 225H140V227H136V229H134V227L136 226ZM212 225H217L216 226V229H215V231L213 232L211 229H210V227H214V226H212ZM234 225V224H233ZM237 225V224H236ZM242 225V224H241ZM241 225L239 226V227H237V229H236V227H234L235 229H233L234 231V236H237L235 233L236 232H239L238 230L241 228V229H243L244 230V225H243V227L244 228H242L241 227ZM254 225V224H253ZM252 225V226H253ZM259 224H257L256 226H258ZM264 225V224H263ZM19 226V225H18ZM23 226H25V225H23ZM25 226V228H28L29 230H30V228L32 227V226H29V227H26ZM51 226H52V224H51ZM54 226V225H53ZM52 226V227H53ZM67 226H69V225H67ZM76 226V225H75ZM74 226V227H75ZM82 226V227H81ZM105 226H108V225H105ZM112 226V227H111ZM131 226V227H130ZM221 226H220V228H221ZM235 226V225H234ZM34 227V226H33ZM42 227V226H41ZM47 227H48V225H47ZM66 227V226H65ZM231 227H232V225H231ZM40 228V227H39ZM48 228H50V227H48ZM54 228V227H53ZM105 228V227H104ZM106 228H108V227H106ZM105 228V229H106ZM109 228V229H110ZM138 228H140V229H138ZM219 228V229H220ZM246 228H248V227H246ZM245 228V229H246ZM253 228V227H252ZM251 228V229H252ZM50 229H52V228H50ZM55 229H57V228H55ZM108 229V230H109ZM133 229V230H132ZM226 229V228H225ZM227 229V230H228ZM240 229V230H241ZM256 229V227L254 228V230ZM16 230H18V231H16ZM26 230V229H25ZM29 230H27V231H29ZM34 230H36L35 228H34ZM38 231H39V229H37ZM36 230V231H37ZM45 229H43V227L40 229V234H42L43 233V235H46L47 233H45V232H47L46 230L44 231ZM104 230V229H103ZM107 230V231H108ZM226 230V231H227ZM232 230V229H231ZM230 230V231H231ZM41 231H42V233H41ZM113 231V230H112ZM199 231H200V229H199ZM212 231V232H211ZM225 231V232H226ZM246 231H247V229H246ZM49 232H51V231H49ZM171 232H173V233H179V236L176 234V235H174V234H171ZM241 232V231H240ZM249 230H248V234H249ZM39 233V232H38ZM45 233V234H44ZM228 233H230V232H228ZM228 233L226 234V236L228 235ZM244 233V232H243ZM254 233V232H253ZM102 234H105V233H102ZM111 234H112V236H111ZM200 234V233H199ZM244 234H247V233H244ZM19 235V236H18ZM36 235V234H35ZM39 235V234H38ZM229 235H232V234H229ZM240 236H242V234H239ZM239 235H238V237H239ZM256 235H258V234H256ZM260 235V234H259ZM47 236V235H46ZM102 236H104V235H102ZM102 236H101V238H102ZM203 236V237H204ZM233 236V235H232ZM34 237H37V236H34ZM48 237V236H47ZM50 237V236H49ZM112 237V238H111ZM220 237H219V241L221 242V240L223 239H221L220 240ZM229 237V236H228ZM231 237V236H230ZM243 237H246L245 235L243 236ZM254 238H255V235L253 236ZM39 238H40V236H39ZM43 238H44V236H43ZM106 238V239H107ZM180 238V239H179ZM224 238L226 239V237L224 236ZM234 238H236V237H233V239ZM254 238H251L250 239V241H252V239L254 240L253 241V243L255 242V240H257V239H260L261 238V236H260V238H257V239H254ZM36 239H38V237L36 238ZM42 239V238H41ZM44 239H47L46 237L44 238ZM44 239H42V241L44 240ZM99 239H100V236H99ZM98 239V240H99ZM228 239V238H227ZM237 239V238H236ZM240 239V238H239ZM249 239V238H248ZM39 240V239H38ZM49 240V239H48ZM88 240V241H87ZM103 240V239H102ZM101 240V241H102ZM202 240H203V238H202ZM217 240H218V238H217ZM216 240V241H217ZM229 240H231L230 238H229ZM229 240H225L224 242H226V244H228L227 242L229 241ZM241 240V239H240ZM8 242H9V240H7ZM11 241V240H10ZM52 241H54V240H52ZM93 244H96L97 242H95L96 240H90ZM219 241H217L216 243H218ZM232 241V240H231ZM234 241V240H233ZM249 241V243L248 244H250V243H252V242H250ZM258 241V240H257ZM8 242H5L4 244H6V243H8ZM13 242V241H12ZM47 242V241H46ZM57 242V241H56ZM103 242V241H102ZM189 242H191V243H189ZM223 242V241H222ZM221 242V243H222ZM235 242V241H234ZM236 242H238V241H236ZM242 244H244V242L245 241H243V239H242ZM115 243V242H114ZM194 243H196V244H194ZM211 243V244H212ZM221 243H220V246H222L221 245ZM247 243H246V245H247ZM252 243V244H253ZM256 243H258V244H261L260 243V240L258 241V242H256ZM62 244V243H61ZM60 244V245H61ZM99 244V243H98ZM113 244V243H112ZM195 246H194V245ZM224 244V243H223ZM233 244V243H232ZM235 244V243H234ZM238 244V243H237ZM237 244H236V246H237ZM239 244H241V243H239ZM241 244V245H242ZM258 244H256V245H258ZM263 244H264V241H263ZM43 245V246H42ZM55 245H57V244H55ZM123 245H122V247H123ZM126 245V246H125ZM213 245V244H212ZM15 246V247H16ZM93 246H95V245H93ZM99 246H100V244H99ZM219 246V245H218ZM224 246V245H223ZM234 246V245H233ZM232 246V247H233ZM0 247H1V245H0ZM16 247V248H17ZM89 247H91V250H90V248ZM117 247V246H116ZM241 247V246H240ZM240 247H234L232 250H233V252L235 251V253H237V254H235L234 255V253L233 252H231V254H233L231 257H230V254H229V252H228V255H229V259H228V261L229 260H231V259H237L238 258V260H239V257H241L240 259H242L243 257H242V255H245V253H244V251H247V250H249V249H246V250H244L243 249V247H242V249H241V252L243 251V253H240ZM259 247V246H258ZM15 248V249H16ZM57 248V249H56ZM89 248V249H88ZM93 248V249H92ZM209 248L211 249L210 251H209ZM219 248V247H218ZM263 248V247H262ZM13 249H14V247H13ZM60 249V248H59ZM221 249V248H220ZM223 249H225L224 247H223ZM231 249V248H230ZM254 249H256L257 250V248H254ZM259 249H261L260 247H259ZM216 250V249H215ZM219 250V249H218ZM251 250H253V249H251ZM251 250L249 251V252H251ZM262 250V249H261ZM1 254H2V247H1ZM7 251V252H8ZM69 251V252H68ZM224 251V250H223ZM228 251V250H227ZM226 250H225V252H227ZM8 252V253H9ZM119 252V253H118ZM211 252V253H210ZM248 252V253H249ZM108 253H109V255H108ZM114 253V252H113ZM124 253V255H120V254H123ZM218 254H220L219 252H217ZM252 253V252H251ZM111 254V255H110ZM170 254H172V257L171 258H165L166 256H170ZM224 254H226V257H228L227 256V253H224ZM264 254V253H263ZM7 254L5 253V256H6ZM63 255V256H62ZM215 255V253L213 254V257H212V260H214V262H215V259L217 258L216 256H217V254H216V256H214ZM246 255L248 256L249 254H247L246 253ZM251 255V254H250ZM4 256V255H3ZM53 257L52 259V261L50 260V261H48L47 260V258L48 257ZM225 256V255H224ZM223 256V257H224ZM214 257H216L215 259H213ZM246 257V256H245ZM250 257V256H249ZM248 257V260L249 259H251V258H249ZM1 258H3L2 256H1ZM5 259H6V257H4ZM8 258V257H7ZM218 258H219V255H218ZM4 259V261H7V260H5ZM51 259V258H50ZM224 259V258H223ZM244 259V258H243ZM242 259V261L240 260V261H238V260H235V261H238L239 262V264H245V261ZM247 259V257L245 258V260ZM3 260V259H2ZM1 260V261H2ZM220 260V259H219ZM222 260V259H221ZM234 260H233V262H234ZM15 261V260H14ZM209 261V260H208ZM207 261V262H208ZM217 261V260H216ZM223 261V260H222ZM221 261V262H222ZM232 261V260H231ZM9 262V260L7 261V263ZM15 262H17V261H15ZM210 262V261H209ZM208 262V263H209ZM225 262V261H224ZM230 262V261H229ZM238 262H236V263H238ZM246 262H248V261H246ZM252 262V261H251ZM251 262L250 263H247V264H251ZM254 262V261H253ZM256 263H258L257 262V260L255 261ZM252 263V264H256V263ZM1 263V262H0ZM7 263H5L4 262V264H7ZM9 263V264H10ZM228 263V262H227ZM3 264V263H2ZM12 264V263H11ZM13 264H16V263H13ZM197 264H199V262L197 263ZM201 264V263H200ZM203 264V263H202ZM207 264V263H206ZM219 264H220V262H219ZM229 264H231V262L229 263ZM235 264V263H234Z\"/></svg>",
	"mask_w": 264,
	"mask_h": 264
}]
</instances>
